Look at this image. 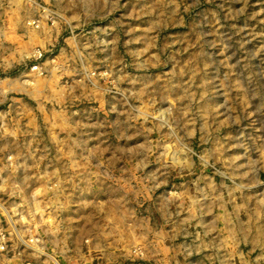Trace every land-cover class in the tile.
<instances>
[{
  "label": "rangeland",
  "instance_id": "1",
  "mask_svg": "<svg viewBox=\"0 0 264 264\" xmlns=\"http://www.w3.org/2000/svg\"><path fill=\"white\" fill-rule=\"evenodd\" d=\"M21 1L0 0V264H264V0Z\"/></svg>",
  "mask_w": 264,
  "mask_h": 264
},
{
  "label": "bare ground",
  "instance_id": "2",
  "mask_svg": "<svg viewBox=\"0 0 264 264\" xmlns=\"http://www.w3.org/2000/svg\"><path fill=\"white\" fill-rule=\"evenodd\" d=\"M21 1V0H20ZM25 1H27V0H25ZM29 1V0H28ZM32 1V0H31ZM70 1V0H69ZM22 2V1H21ZM34 2V1H33ZM71 2V1H70ZM29 3V2H28ZM86 3V2H85ZM25 4V3H24ZM32 4V3H31ZM72 4V3H71ZM75 4V3H74ZM87 5V4H86ZM65 6V5H64ZM39 7V6H38ZM49 10V9H48ZM48 10H47V13H48ZM44 13H45V11H44ZM53 13V12H52ZM67 13V12H66ZM46 14V13H45ZM47 15V14H46ZM49 16H50V14H49ZM51 16H52V14H51ZM68 16H71V15H68ZM29 18H30V16H28ZM53 17V16H52ZM20 18V17H19ZM25 18V17H24ZM27 18V17H26ZM69 18V17H68ZM34 19V18H33ZM25 20V19H24ZM29 20H31V19H29ZM40 20V19H39ZM52 20H53V18H52ZM67 20H69V19H67ZM40 21H42V20H40ZM44 21V20H43ZM31 22V21H30ZM54 22H56V20L54 21ZM57 23V22H56ZM33 24V23H32ZM36 24V23H35ZM112 25V24H111ZM99 26V25H98ZM98 26H96V27H98ZM35 27V26H34ZM42 27V26H41ZM41 27L40 28H38V30L37 31H39V29H41ZM44 27V26H43ZM95 28V27H94ZM56 29V28H55ZM85 29V28H84ZM100 29V28H99ZM36 30V29H35ZM57 30V29H56ZM2 31V30H1ZM83 31V30H82ZM3 32V31H2ZM102 32V31H101ZM104 32V31H103ZM1 33V32H0ZM82 33V32H81ZM105 33H106V31H105ZM110 33V32H109ZM78 34V33H77ZM2 35V34H1ZM86 35H87V33H86ZM91 35V34H90ZM69 36H71V35H69ZM79 36V35H78ZM1 37H5V36H1ZM75 37V36H74ZM89 37V36H88ZM72 38V37H71ZM73 39V38H72ZM87 39V38H86ZM85 39V40H86ZM95 39V38H94ZM102 38H100V40H101ZM110 39H111V37H110ZM113 39V38H112ZM99 40V41H100ZM73 41V40H72ZM94 41V40H93ZM75 42V41H74ZM103 42V41H102ZM70 43H72V42H70ZM79 43V42H78ZM101 43V42H100ZM112 43V42H111ZM82 44V43H81ZM83 44H85V43H83ZM88 44V43H87ZM102 44V43H101ZM103 44H105V42L103 43ZM80 45V44H79ZM89 45V44H88ZM85 46V45H84ZM99 46V45H98ZM97 46V47H98ZM107 46H108V44H107ZM76 47V46H75ZM82 47V46H81ZM88 47V46H87ZM109 47V46H108ZM111 47V46H110ZM113 47V46H112ZM82 49V48H81ZM100 49V48H99ZM4 50V49H3ZM110 50H112V48L110 49ZM109 50V51H110ZM90 51V50H89ZM34 52V51H33ZM35 53V52H34ZM93 53V52H92ZM109 54V53H108ZM66 55V54H65ZM111 55H113V54H111ZM64 57V56H63ZM87 57V56H86ZM110 57V56H109ZM112 58H113V56H112ZM112 60H110V62H111ZM45 63V62H44ZM47 63V62H46ZM50 63V62H49ZM110 64H112V63H110ZM83 65V64H82ZM109 66V65H108ZM47 67H48V65H47ZM80 69L82 68V67H79ZM84 68V67H83ZM88 68V67H87ZM109 68V67H108ZM79 70V69H78ZM84 70V69H83ZM31 71V70H30ZM86 71H87V69H86ZM110 71V70H109ZM24 72V71H23ZM31 72H33V71H31ZM84 72V71H83ZM31 74V73H30ZM30 74H28V75H30ZM34 74H36V76L37 75H39V73L38 72H34L33 73V75ZM50 74V73H49ZM48 74V75H49ZM83 74V73H82ZM26 76H27V74H26ZM32 75H30V77H31ZM6 77V76H5ZM46 77V76H45ZM8 78V77H7ZM79 79V78H78ZM0 80H2V79H0ZM8 80V79H7ZM11 80V85L15 88L16 87V85L18 86V87H20V89H21V87L23 86V85H27V84H31V81H29V79L27 78H24V77H17V78H14V79H10ZM45 80V79H44ZM47 81V80H46ZM78 81V80H77ZM76 81V82H77ZM1 82H3V81H1ZM79 82V81H78ZM71 83V82H70ZM35 84V83H34ZM74 85V84H73ZM73 85H71V87L73 86ZM77 85V84H76ZM79 85V84H78ZM37 86V85H36ZM42 87V86H41ZM33 88V87H32ZM29 89H31V88H29ZM40 89V88H39ZM69 89H70V87H69ZM68 89V90H69ZM36 90V89H35ZM71 90V89H70ZM39 92V91H38ZM37 92V93H38ZM21 101V100H20ZM22 103V102H21ZM23 106V105H22ZM25 106V105H24ZM21 107V106H20ZM20 110V109H19ZM24 110V109H23ZM32 112V111H31ZM27 114V113H26ZM2 114L0 113V116H1ZM32 115V114H31ZM46 115V114H45ZM31 117V116H30ZM4 118V117H3ZM27 118H29V117H27ZM1 119H2V117H1ZM0 119V120H1ZM30 119V118H29ZM52 119V118H51ZM3 120V119H2ZM35 120V119H34ZM4 123V122H3ZM51 123V122H50ZM7 124V123H6ZM4 126L2 125V128H3ZM50 127V126H49ZM53 127V126H52ZM1 128V129H2ZM29 128V127H28ZM30 128H32V127H30ZM4 130H6V129H4ZM3 130V131H4ZM27 131V130H26ZM6 132V131H5ZM28 132H30L29 130H28ZM2 133H4V132H2ZM5 134V133H4ZM30 134V133H29ZM6 135V134H5ZM2 136V135H1ZM7 136V135H6ZM53 136V135H52ZM2 137H4V136H2ZM62 146V145H61ZM7 147V146H6ZM2 149V148H1ZM31 149V148H30ZM61 149V148H60ZM56 150H59L58 148H56ZM61 151H62V149H61ZM66 151V150H65ZM32 152H33V150H32ZM20 163V162H19ZM22 163V162H21ZM59 164V163H58ZM1 165V164H0ZM22 165V164H21ZM56 165V164H55ZM60 165H62V164H60ZM2 166H3V164H2ZM17 166H20L19 164H17ZM24 165H22V167H23ZM51 166V165H50ZM4 168V167H3ZM54 168V167H53ZM61 168H62V166H61ZM64 168V167H63ZM20 170V169H19ZM18 170V171H19ZM48 174V173H47ZM50 175V173L48 174V176ZM52 175V174H51ZM4 177V176H3ZM51 178H53V177H51ZM52 180V179H51ZM2 178H0V184L2 183ZM55 180H53V182H54ZM4 182H5V180H4ZM6 183V182H5ZM12 184H14V183H12ZM54 184V183H53ZM6 185V184H5ZM1 186V185H0ZM7 186H8V184H7ZM2 187V186H1ZM3 188V187H2ZM8 188H10V186H8ZM7 189V188H6ZM79 190V189H78ZM11 191H12V189H9V192L11 193ZM81 191V190H80ZM17 194V193H16ZM33 195V194H32ZM31 196V195H30ZM32 198V197H31ZM31 198H30V200H31ZM1 199V198H0ZM14 199V198H13ZM17 199V198H16ZM36 199V198H35ZM34 199V200H35ZM1 201V200H0ZM13 201V200H12ZM31 202V201H30ZM36 202V201H35ZM2 203H4V202H2ZM10 203V202H9ZM14 203V202H13ZM1 204V203H0ZM7 204V203H6ZM18 204V203H17ZM116 204H118L117 202H116ZM14 205V204H13ZM118 207L120 206V205H117ZM116 206V207H117ZM5 207V206H4ZM4 207H3V209H4ZM16 207V206H15ZM22 207V206H21ZM1 208V207H0ZM2 209V208H1ZM14 209V208H13ZM6 211H7V209H5ZM5 210H4V212H5ZM20 213L22 212V210L19 208V209H17ZM33 210V209H32ZM121 210V209H120ZM12 211V210H11ZM122 211V210H121ZM7 213V212H6ZM5 213V214H6ZM10 214H11V212H9ZM13 213V212H12ZM15 213V212H14ZM13 213V214H14ZM122 213L120 212V215H121ZM14 215H16V213L14 214ZM13 215V216H14ZM19 215V214H18ZM24 215V214H23ZM51 215V214H50ZM17 216V215H16ZM18 218V217H17ZM10 219V218H9ZM13 219V218H12ZM15 220V219H14ZM23 220V219H22ZM21 220V221H22ZM20 221V222H21ZM78 221V220H77ZM16 224H17V222H15ZM29 223V222H28ZM74 224H76V223H74ZM9 225H12L11 223L9 224ZM18 225H19V223H18ZM22 226V225H21ZM20 226V227H21ZM14 227V226H13ZM24 227V226H23ZM28 227H29V229L28 230H31L30 232L31 233H33L34 234V231H35V228H36V226H35V224L33 225V224H31V225H29L28 224ZM35 227V228H34ZM18 228H19V226H18ZM17 228V229H18ZM27 228V227H26ZM75 228H76V226H75ZM15 229V228H14ZM19 231H23L22 230V228H21V230L19 229ZM26 231V230H25ZM15 232V231H14ZM18 233V232H17ZM23 233V232H22ZM29 233V232H28ZM53 233V232H52ZM10 234H12V233H10ZM24 234V233H23ZM30 234V233H29ZM25 235V234H24ZM14 236H15V234H14ZM19 236V235H18ZM26 236V235H25ZM30 236V235H29ZM24 237V236H23ZM11 238V237H10ZM22 239V238H21ZM29 239H30V237H29ZM11 240H12V238H11ZM24 241H25V239H24ZM19 242V241H18ZM17 242V243H18ZM20 243V242H19ZM22 244V243H21ZM17 251V250H16ZM17 255V254H16ZM20 259V258H19ZM14 263H15V261H14ZM44 263L46 264L47 263V261H44ZM7 264V263H6Z\"/></svg>",
  "mask_w": 264,
  "mask_h": 264
},
{
  "label": "built area",
  "instance_id": "3",
  "mask_svg": "<svg viewBox=\"0 0 264 264\" xmlns=\"http://www.w3.org/2000/svg\"><path fill=\"white\" fill-rule=\"evenodd\" d=\"M35 24V22H34ZM35 26L37 27V25L35 24ZM36 55L35 58L38 60L40 58H42V53L40 51H36ZM30 70L34 71V72H38L39 74H41L42 68L40 66H38L37 64H33L30 66ZM43 73V71H42ZM43 75V74H42ZM0 124L2 125L3 122H0ZM1 166H0V170H1ZM31 231V230H30ZM36 234H33L30 237V242H33L32 245H28L26 243H24L25 246H28L29 248H32L33 251H37L38 249H44V247L41 245V241L40 238H37V236H35ZM5 233H4V229L0 228V252H5L7 250V243L5 241ZM34 245V247H32ZM43 255H45L44 253H42ZM19 264H35V262H30V261H18ZM46 264H49L48 262ZM71 264H87L85 261H75Z\"/></svg>",
  "mask_w": 264,
  "mask_h": 264
},
{
  "label": "crops",
  "instance_id": "4",
  "mask_svg": "<svg viewBox=\"0 0 264 264\" xmlns=\"http://www.w3.org/2000/svg\"><path fill=\"white\" fill-rule=\"evenodd\" d=\"M2 83V82H1Z\"/></svg>",
  "mask_w": 264,
  "mask_h": 264
}]
</instances>
